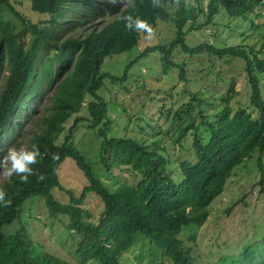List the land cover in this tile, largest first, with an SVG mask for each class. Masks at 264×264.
Instances as JSON below:
<instances>
[{
    "label": "trees",
    "instance_id": "trees-1",
    "mask_svg": "<svg viewBox=\"0 0 264 264\" xmlns=\"http://www.w3.org/2000/svg\"><path fill=\"white\" fill-rule=\"evenodd\" d=\"M65 1L87 0H29L32 10L50 15L44 22L40 21L46 24L38 25L17 10L13 0H0V8L6 7L21 21V27L16 30L10 21L0 17V71L5 67L0 86V131L10 125L13 111L26 85L36 75L37 51L51 42L54 46L51 55L42 56V69L45 72L51 67L52 60L63 64L73 56L71 70L56 84L50 109L43 117V127L30 137L27 144L28 148L38 146L41 152L39 163L32 166L36 175L29 177L28 183L20 182L15 176L0 183V188L6 191L11 201L10 206L0 207V264H71L35 244L23 226L10 232L3 231L2 226L18 215L21 203L34 195L42 197L50 215H64L63 227L79 235L77 264H119V255L132 242L135 232L154 242L169 257L171 264H194L189 249L182 246L178 236L180 230L183 225H200L206 219L207 205L221 192L231 169L254 149L258 150L257 182L260 185L263 183L260 156L264 150V102L260 97L257 72L264 70V58L256 56L251 47L246 51L239 44L216 46L203 41L188 45L184 35L188 29L212 22L217 5L222 6L228 15L246 16L256 6L264 5V0H207L202 18L197 22L191 21L188 28H183V24L186 19L193 20L194 7L198 5L197 9L202 10L198 0L188 8L185 16L179 14L184 5L182 0L171 12L165 5L172 0H160V6L156 8L152 6V0H132L120 9L117 16L99 28H91L82 36L68 37L56 43L48 34L56 22L54 15L60 12ZM128 14L140 17L150 26L155 24L156 19H170L173 22L174 34L169 41L148 45L141 50V54L157 50L161 70L164 72L170 66H175L180 79L184 78V67L182 62L172 59L175 48L188 54L207 51L217 56L234 55L244 59V71L250 88L248 101L257 115L253 117L243 107L231 110L228 100L234 88L230 80L228 93L215 118L200 120L207 126V138L201 140L194 133L191 141L193 160L179 161L177 168L182 176L179 182H175L166 172L167 159L158 146H148L127 135H106L111 119L107 115L105 101L95 92L104 77L114 81L121 80L125 75L114 76L102 72L100 65L105 56L129 49L137 42L139 33L128 31L121 19ZM85 93L93 96L87 101L89 126L95 128L103 152H106L105 158L100 156L101 164L107 170L116 164L128 165L140 175L134 185L119 183L114 189H108L95 175L90 162L67 141L71 125L63 141L55 142L62 122L79 109ZM78 119L75 116L71 124ZM192 125L191 121L180 123L175 139H180ZM52 153L58 154L59 159L52 160ZM66 156L71 157L82 171L86 184L79 194L70 188H63L68 200L61 202L53 197L50 189L60 187L56 167ZM40 175L45 177L44 180L38 179ZM89 192L96 194L102 202L96 221L91 219L89 210L81 205ZM236 257L232 255L228 264H251L257 258L253 249L245 245L242 256Z\"/></svg>",
    "mask_w": 264,
    "mask_h": 264
},
{
    "label": "rangeland",
    "instance_id": "rangeland-1",
    "mask_svg": "<svg viewBox=\"0 0 264 264\" xmlns=\"http://www.w3.org/2000/svg\"><path fill=\"white\" fill-rule=\"evenodd\" d=\"M182 1L184 5L179 14L185 16L196 1ZM206 1L198 0L202 10L195 6L193 20L186 19L183 28H188L191 21L197 22L202 18ZM131 2L125 0L123 4L113 5L109 0L65 1L60 12L54 15L56 22L48 36L56 43L68 37L82 36L89 29L99 28L117 16L120 9ZM177 2L179 0H172L165 5L169 12L174 11ZM12 3L38 25L46 24L43 22L50 16L32 10L29 0H13ZM0 17L10 21L16 30L21 27V21L6 7L0 8ZM151 27V39H145L146 34L139 33L137 42L129 49L103 58L100 71L114 76L125 75L121 80L114 81L104 77L95 93L105 101L107 115L111 119L106 135H127L148 146H158L167 159L166 172L175 182H179L182 176L177 168L178 163L182 159L193 160L191 141L194 133L201 140L207 138V126L200 120L215 118L228 93L230 80L234 88L228 100L231 110L243 107L253 117L257 112L248 101L250 88L242 57L217 56L207 51L188 54L175 48L172 59L182 62L184 67V78L180 79L175 66H170L164 72L161 70L157 50L141 54L144 47L167 43L174 34V24L170 19H156ZM184 40L188 45L203 41L216 46L239 44L246 51L251 47L256 56L264 58V5L256 6L246 16L228 15L222 6L217 5L212 22L188 29ZM53 49L51 42L37 51L36 75L26 85L13 111L10 125L0 131V158L10 146L17 149L27 147L30 137L43 127V117L50 109L56 84L72 68L73 56H70L63 64L52 60L51 67L45 72L42 69V56L51 55ZM72 54H75V50ZM4 68L0 71V86L5 75ZM257 76L260 97L264 102V70L257 72ZM92 98L88 93L83 95L79 109L62 122L55 142L63 141L71 125L67 141L90 162L95 175L108 189H114L119 183L134 185L140 175L128 165L116 164L107 170L100 162V156L105 158L106 152H103L95 128L89 126L87 101ZM75 116L79 119L71 124ZM189 121L193 125L176 140L177 126ZM257 156L258 150L254 149L231 169L221 192L207 205L206 219L200 225L190 223L180 230L178 236L182 246L189 249L194 264H228L232 255H237L235 259L242 256L244 245L252 248L257 256L251 264H264V150L260 156L262 185L257 182ZM56 173L60 187L53 186L50 191L58 201L68 200L63 188H70L79 194L86 184L82 171L69 156L59 162ZM5 179L0 175V183ZM81 205L89 210L91 219L96 221L102 209L100 198L92 192L86 193ZM64 220L62 214L56 217L50 215L42 197L34 195L21 203L18 215L4 224L2 229L10 232L23 226L35 244L71 264H77L76 247L80 237L63 227ZM119 264H171V260L154 242L135 232L132 242L119 255Z\"/></svg>",
    "mask_w": 264,
    "mask_h": 264
},
{
    "label": "clouds",
    "instance_id": "clouds-1",
    "mask_svg": "<svg viewBox=\"0 0 264 264\" xmlns=\"http://www.w3.org/2000/svg\"><path fill=\"white\" fill-rule=\"evenodd\" d=\"M113 5L123 4L125 0H109ZM152 6L154 8L160 6V0H152ZM122 22L124 27L128 31H135L137 33H145V39H151L153 36L152 27L147 23V21L141 19L138 16H133L128 14L123 16ZM39 157H41V152L38 146L32 145L31 148L20 147L17 149L14 146H10L6 153L0 158V175L6 179H11L12 177H18L20 182L28 183L29 177L36 175L33 170V165L39 163ZM52 160H58L59 156L56 153L51 154ZM44 176H38L39 180H44ZM11 201L7 198V193L3 188H0V207L10 206Z\"/></svg>",
    "mask_w": 264,
    "mask_h": 264
}]
</instances>
